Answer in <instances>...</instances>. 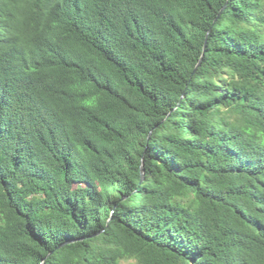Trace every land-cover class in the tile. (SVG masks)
Returning <instances> with one entry per match:
<instances>
[{"label": "trees", "instance_id": "1", "mask_svg": "<svg viewBox=\"0 0 264 264\" xmlns=\"http://www.w3.org/2000/svg\"><path fill=\"white\" fill-rule=\"evenodd\" d=\"M264 264V0H0V264Z\"/></svg>", "mask_w": 264, "mask_h": 264}, {"label": "rangeland", "instance_id": "2", "mask_svg": "<svg viewBox=\"0 0 264 264\" xmlns=\"http://www.w3.org/2000/svg\"><path fill=\"white\" fill-rule=\"evenodd\" d=\"M121 264H138L134 259L122 260Z\"/></svg>", "mask_w": 264, "mask_h": 264}]
</instances>
